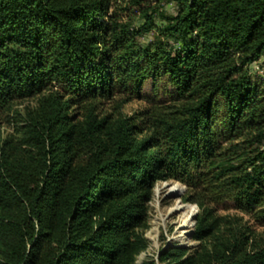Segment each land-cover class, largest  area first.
<instances>
[{
  "label": "trees",
  "instance_id": "16d2710c",
  "mask_svg": "<svg viewBox=\"0 0 264 264\" xmlns=\"http://www.w3.org/2000/svg\"><path fill=\"white\" fill-rule=\"evenodd\" d=\"M113 1L0 0V264H136L168 179L198 243L161 262L264 264V0Z\"/></svg>",
  "mask_w": 264,
  "mask_h": 264
},
{
  "label": "rangeland",
  "instance_id": "374dc122",
  "mask_svg": "<svg viewBox=\"0 0 264 264\" xmlns=\"http://www.w3.org/2000/svg\"><path fill=\"white\" fill-rule=\"evenodd\" d=\"M154 0L151 1V4H155ZM157 4V3H156ZM160 8L163 11H174V6L171 3H160ZM112 9L116 10L119 13L121 19L125 22H131L137 26L142 22L140 17V10L138 6L131 4L130 0H114ZM151 38V33L145 34L142 37V41H147ZM250 74L255 80H264V54L256 61H254L249 66ZM151 80H148L142 90V94L145 97L151 98L152 93H154L153 88L151 87ZM163 83H160L159 89L157 92L164 90ZM34 99L25 100L20 104H17L16 108L24 110L27 105H33ZM146 104L145 99H133L124 106V111L128 114H133L134 112L142 109ZM1 121L5 118L4 116L0 117ZM0 123V128L5 134V132L11 130V125H6ZM262 149V148H261ZM177 185L176 190H171L170 187ZM187 187L185 184H182L179 181L174 180H162L158 181L153 189V194L151 200L149 201L148 217L147 224L148 227L145 231V236L148 240V246L145 250L140 252L135 260L136 264H166L159 260L160 251L165 247H174L178 246H193L198 243L197 240L193 239V231L195 227V217L199 211V208L196 204L191 202L183 201V196L186 194ZM177 199L182 201L184 204L192 205V226L189 228L188 232L185 235V240L177 238V235L183 229L181 226L180 216L184 213L185 209H171L172 206L176 203ZM222 208V206H221ZM221 213L230 212L236 213L235 210L230 209L229 211H219ZM254 228L256 231L263 230V227L255 224Z\"/></svg>",
  "mask_w": 264,
  "mask_h": 264
},
{
  "label": "bare ground",
  "instance_id": "6f19581e",
  "mask_svg": "<svg viewBox=\"0 0 264 264\" xmlns=\"http://www.w3.org/2000/svg\"><path fill=\"white\" fill-rule=\"evenodd\" d=\"M177 185H173L170 187L171 190H176ZM185 209L183 214L180 216L181 226L183 229L180 231V233L177 235V238H180L181 240H185V235L188 232L189 228L192 226V213L193 207L189 204H184L182 201L177 199L176 203L172 206L171 209Z\"/></svg>",
  "mask_w": 264,
  "mask_h": 264
}]
</instances>
